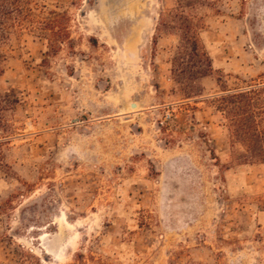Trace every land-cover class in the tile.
I'll return each mask as SVG.
<instances>
[{
	"label": "rangeland",
	"instance_id": "374dc122",
	"mask_svg": "<svg viewBox=\"0 0 264 264\" xmlns=\"http://www.w3.org/2000/svg\"><path fill=\"white\" fill-rule=\"evenodd\" d=\"M34 1L68 32L0 42V264H264V140L218 108L264 132V0Z\"/></svg>",
	"mask_w": 264,
	"mask_h": 264
},
{
	"label": "trees",
	"instance_id": "16d2710c",
	"mask_svg": "<svg viewBox=\"0 0 264 264\" xmlns=\"http://www.w3.org/2000/svg\"><path fill=\"white\" fill-rule=\"evenodd\" d=\"M184 1L185 0H180L179 2L177 15L180 17H183L184 15V12L182 11L184 8ZM61 17L62 15L58 12L49 11L47 6H40L35 3L34 0H0V42L2 44L9 42L14 34L18 35L24 33L25 31L34 30L38 31L40 37L47 38L49 44H52L51 47L53 49L57 48L63 33L68 32V30L63 31L59 27ZM48 33L49 37H47ZM2 72L3 70L0 68V77ZM5 100L6 99L0 92V122L3 120L4 112L7 111L10 106L9 102H5ZM249 101H251V96L248 92L232 94L222 97L219 101L220 105L218 108L231 117L230 130L231 137H233V139H237L239 136L244 137L247 141H249L255 137L263 141L264 132H251V128H246L247 131L242 135H239V132L237 131V127L240 122H245V119L239 120L241 116L247 115L248 118H255V112H253V107H251L252 105L249 104ZM239 105L243 106L239 107ZM247 107L250 109H247ZM239 112H242V114H239ZM247 155V157H250L251 160L256 159L259 162L264 163V147L258 151L252 150L251 148V150H247Z\"/></svg>",
	"mask_w": 264,
	"mask_h": 264
},
{
	"label": "water",
	"instance_id": "95a60500",
	"mask_svg": "<svg viewBox=\"0 0 264 264\" xmlns=\"http://www.w3.org/2000/svg\"><path fill=\"white\" fill-rule=\"evenodd\" d=\"M134 106H135V105H134ZM74 122L77 123V122H79V120H75Z\"/></svg>",
	"mask_w": 264,
	"mask_h": 264
}]
</instances>
